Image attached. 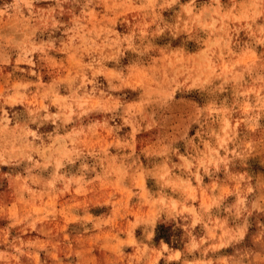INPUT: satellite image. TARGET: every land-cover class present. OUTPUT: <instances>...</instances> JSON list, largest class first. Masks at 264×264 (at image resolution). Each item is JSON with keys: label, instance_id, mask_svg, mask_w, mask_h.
<instances>
[{"label": "rangeland", "instance_id": "1", "mask_svg": "<svg viewBox=\"0 0 264 264\" xmlns=\"http://www.w3.org/2000/svg\"><path fill=\"white\" fill-rule=\"evenodd\" d=\"M0 264H264V0H0Z\"/></svg>", "mask_w": 264, "mask_h": 264}]
</instances>
